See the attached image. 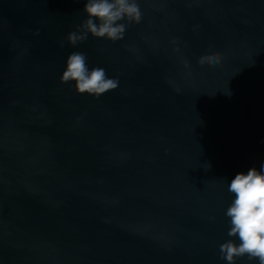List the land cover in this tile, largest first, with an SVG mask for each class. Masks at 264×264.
I'll return each instance as SVG.
<instances>
[{
  "label": "water",
  "instance_id": "1",
  "mask_svg": "<svg viewBox=\"0 0 264 264\" xmlns=\"http://www.w3.org/2000/svg\"><path fill=\"white\" fill-rule=\"evenodd\" d=\"M85 2L0 0V264H227L228 185L264 164V0H138L122 40L73 46ZM73 52L118 87L61 83Z\"/></svg>",
  "mask_w": 264,
  "mask_h": 264
},
{
  "label": "clouds",
  "instance_id": "2",
  "mask_svg": "<svg viewBox=\"0 0 264 264\" xmlns=\"http://www.w3.org/2000/svg\"><path fill=\"white\" fill-rule=\"evenodd\" d=\"M84 12L87 19L66 38L73 46L85 41L89 34L112 42L122 40L127 26L138 24L142 19L138 0H86ZM86 59L83 53H71L60 78L61 83L74 81L78 94L87 93L94 97L118 87V80L108 78L103 68L89 70ZM221 59V54L213 53L200 57L198 63L215 66ZM184 66H189L186 61ZM228 191L234 194V199L225 212L230 218L227 235L238 237L239 243L233 239L222 243L219 249L221 258L227 264H235L238 257L247 256L249 260L264 264V164L259 171L251 168L246 174H236L228 185Z\"/></svg>",
  "mask_w": 264,
  "mask_h": 264
}]
</instances>
